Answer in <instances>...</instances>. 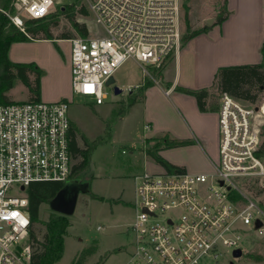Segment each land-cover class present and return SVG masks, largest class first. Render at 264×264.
Returning a JSON list of instances; mask_svg holds the SVG:
<instances>
[{"label": "built area", "instance_id": "1", "mask_svg": "<svg viewBox=\"0 0 264 264\" xmlns=\"http://www.w3.org/2000/svg\"><path fill=\"white\" fill-rule=\"evenodd\" d=\"M87 1L103 34L67 39L74 92L104 103L106 82L125 60L133 58L150 75L146 64L160 67L180 50L181 0ZM13 5L15 13L0 11L25 31V18H45L66 4ZM71 103L0 104V264H31L29 185L71 177ZM218 113L221 138L213 170L162 168L134 176V218L127 227L133 249L124 264H217L227 250H243L249 235H264V104H245L223 91Z\"/></svg>", "mask_w": 264, "mask_h": 264}, {"label": "rangeland", "instance_id": "2", "mask_svg": "<svg viewBox=\"0 0 264 264\" xmlns=\"http://www.w3.org/2000/svg\"><path fill=\"white\" fill-rule=\"evenodd\" d=\"M59 1L72 7H66L64 10L67 11L59 14L60 7L65 5L57 6L53 12L57 15L45 22V24L49 23L52 38H48L50 39L48 41L35 40L46 36L44 30H40L41 32L35 36L29 35L31 41L26 40L29 42L23 44V48H17V54L31 59L19 61L12 57L15 62L36 63L42 72L41 90L43 87L45 91L53 94L67 89L66 77L69 70L67 59L71 47L65 39L82 35L73 27L69 20L70 16L79 23L85 24L89 35L103 34V29L95 21L87 0ZM181 4V44L194 30L209 26L207 23L209 18H214L212 25H215L220 14L223 16L229 14L228 1L225 3L224 0H181ZM0 7L2 8L1 5ZM12 7L13 9L5 10L15 13L16 8L14 5ZM82 7H85L86 13L80 11ZM23 17L26 15L23 14ZM25 19V27H27L28 19ZM187 22H189V28ZM64 35L68 37L64 40H56L62 39L60 37H65ZM170 59L157 68L146 64L145 66L150 70L149 75L133 58H128L114 74L116 84L123 89L122 93L116 94L112 86H106L108 97L101 104H97L93 96L74 92L71 88L72 91L67 97L72 102L70 116L76 128L78 144L88 148L86 141H98V145L93 150L87 169L78 168L74 176L66 180V182L77 181L83 186L86 184L87 191L80 193L74 211L65 216V219L63 218L67 223L63 235L65 250L56 264L76 262L82 251L88 248L93 250L85 255L81 264L125 263L129 252L133 249V236L127 231V227L133 221L134 215V176L144 169L148 170L147 166L152 165L147 158L149 155L148 148H145L147 145H143V140H146L147 136L152 134H155V137L159 136L154 141L163 139L165 136L175 139L176 136L173 134H180L185 128L193 144L187 147H175L165 152L163 156L173 164L179 163L176 165L183 166L190 172L213 170L210 159L217 161L221 138L217 119L219 113L200 112L197 99L194 96L191 97L192 95L186 98L188 102L185 104L177 99L175 93L166 94L163 91L157 93L150 104L149 101L140 100L144 95L142 86L147 82L157 86L155 80L158 79L163 85L165 84L162 80V70ZM171 67L174 70L175 64ZM209 70L212 76H207ZM194 71L195 74L183 72L180 77L181 82H177L180 84L178 86L186 85L187 81H191L192 85L199 84L194 89L208 86L217 72L216 70L214 74L207 62L203 68H196ZM169 72L170 70L167 74ZM164 74L166 75L165 71ZM30 76L32 80L35 79V72L30 73ZM168 86L165 84L164 87L168 88ZM208 89L210 92L208 107H218L220 91L214 83ZM30 92L26 83L17 78L14 87L7 92V95L12 102L30 101ZM133 98L139 99L140 102L134 103L135 105L133 104V107L128 110L131 106L127 107V105ZM255 103L264 104V90L260 92ZM121 107H127L126 110L130 112L125 118H121L119 114ZM194 115L201 117L198 119L199 127L192 121ZM149 118L153 120V129L145 126V123L150 121ZM263 120L261 118L259 122ZM82 159L83 157L79 155L73 157V165L80 163ZM153 169L162 170L161 167ZM262 196L264 197V194ZM262 207L264 208V205ZM60 217L64 216L53 209L49 201L40 205L39 218L32 225V230L39 241H34L35 251L43 249L42 244L49 234L50 224ZM99 226L102 228H98ZM243 247L242 256L235 258L232 250H227L218 259L217 264H264V235H249L245 238Z\"/></svg>", "mask_w": 264, "mask_h": 264}, {"label": "trees", "instance_id": "3", "mask_svg": "<svg viewBox=\"0 0 264 264\" xmlns=\"http://www.w3.org/2000/svg\"><path fill=\"white\" fill-rule=\"evenodd\" d=\"M228 0H224L227 3ZM13 0H0V5L3 9L11 8L13 9ZM66 7H72V5H65L60 7L59 14L67 10ZM81 12L86 13L85 7L80 9ZM57 15V13H52L49 16L42 19H28L27 27L25 31H22L18 26H16L10 18L0 11V104L12 102L7 92L14 87L15 80L17 78L22 79L26 85L30 88V101L41 100V76L42 72L40 67L36 63H22L15 62L11 60L9 56V50L14 42L30 40L29 35L35 36L40 33V30H44L46 36L43 38H52V34L49 30V23L45 24L47 20L51 17ZM226 16L222 14L216 20L215 24H221L225 20ZM69 20L76 30H78L83 36L88 35L89 30L85 24H81L75 20L73 16H70ZM57 23V22H55ZM54 23V24H55ZM41 27H37V26ZM189 28V22H187ZM210 26H205L201 29L194 30L188 36L185 37L184 42L194 37L201 32H205ZM67 38L68 36L64 35ZM262 61L255 63H243V64H232V65H222L219 66L215 74L213 83L216 84L220 92L227 91L235 98L241 100L247 104H256L260 92L264 90V42L262 45ZM35 72V79H31L30 73ZM152 83L147 82L142 86L145 90ZM177 90L184 93L193 95L197 99L199 110L206 112L208 110H216L218 107H208V98L210 97V92L208 87H202L199 89H190L182 86H178ZM137 101L136 98L130 100L127 107L132 106ZM127 107H121L119 114L121 116L125 114ZM72 140L70 142V148L73 153V157L82 156L83 159L80 163L74 164L72 168L71 177L74 176L76 170L85 169L90 160L92 159L93 150L98 145V141L89 142L88 148L81 147L77 141L76 128L72 123L71 129ZM165 140V143L164 141ZM164 143L167 147H176L192 144L193 141L189 139L176 140L169 139H159L155 145L147 149V153L154 159V161L161 165L164 169L168 171H185V167L179 166L171 163L166 158H164L160 153L161 145ZM87 169V168H86ZM65 182L61 181H37L32 182L28 187L29 195V210L31 214L32 225L39 218L40 205L45 201H50L65 185ZM102 198V197H97ZM64 217H60L54 223L49 226V234L45 238V242L42 244L43 249L41 251H35L32 255L31 264H56L63 256L65 250V240L64 233L67 226L64 220L67 215L61 214ZM64 218V219H63ZM31 237L33 241L39 242L37 240L35 232L31 229ZM93 249L88 248L83 250L80 258L72 264H81L85 255L90 253Z\"/></svg>", "mask_w": 264, "mask_h": 264}, {"label": "crops", "instance_id": "4", "mask_svg": "<svg viewBox=\"0 0 264 264\" xmlns=\"http://www.w3.org/2000/svg\"><path fill=\"white\" fill-rule=\"evenodd\" d=\"M227 9L229 14H227L225 20L221 24L209 25L210 27L207 31L201 32L200 34L191 37L187 41L183 42V44L180 47V50L177 53H175L171 57V59L169 58L170 61L162 70V77H163L162 80L165 82L166 85L167 84L169 85L168 88L164 87L165 84L163 85V83L160 80L156 79L155 83L157 84V86H155V84L153 83L149 87H147L144 90V95L142 99L140 100H143V102L149 101L150 104L155 99L157 93L163 91L166 94H168L166 91H169V94L175 93L177 99H179L183 104H185L188 102L186 98L190 97L191 95L184 93L182 91L176 92L178 85H180L177 82H181L180 77L183 74V72L195 74L194 69L203 68L206 62L208 64V67L211 68L215 74L217 68H219V66L221 65L255 63L262 61L263 58L262 45L264 42V0H228ZM60 38L62 39H56V40L65 39L63 37ZM35 40L48 41L50 39L43 38V39H35ZM26 42L29 41H18L12 43L9 50V56L11 60L12 57L19 61H24V60L28 61L29 59H31L30 57H20L17 54V50H18L17 48H23L24 46L23 44H26ZM67 60L69 64L68 65L69 70H67V77H66L67 89L64 92H56L53 94V93H48L42 87L41 90L42 100L55 101L64 98L68 99L67 96H69V94L72 91L70 50ZM172 64H175L174 70L171 67ZM168 70H170V72L167 74ZM164 71L166 75L164 74ZM172 72L174 73L172 74ZM210 75L211 74L209 70L207 72V76ZM213 79H212V83H213ZM191 83H192L191 81H187L185 83L186 85H183L182 87L194 89L197 88L196 87L197 85H199V84L192 85ZM211 84L205 87H209ZM191 97H193V95ZM140 100L137 99L135 104L140 102ZM132 107L133 105L128 110H130ZM128 110H126L125 114H123L121 118H125L130 114ZM210 111L216 114L218 113V109L208 110L206 112H210ZM206 112H202V113H206ZM199 118L201 117L196 115L192 117V121L197 127H199L198 125L200 124L198 120ZM149 119L150 121L146 122L145 126L148 129H153V120L151 118ZM154 135L155 134L147 136L146 140H143V145L144 146L145 144L147 145L145 147L146 149L152 147L157 142L154 141V139L159 136L155 137ZM173 135L176 136L175 137L176 140L191 138L185 132V128L183 129V132H180V134H176V135L173 134ZM168 138L171 139L170 136H168ZM163 141L165 143V140ZM164 143L161 145L162 148L159 151V153L162 156L165 152H168L169 150L175 148V147H167L166 145H164ZM192 144L184 145V146H176V147H187ZM163 157L166 158L165 156ZM147 158L152 164L147 166V168H149L148 170L157 171L154 170L153 168L155 167L163 168L161 165L157 164L150 155H147Z\"/></svg>", "mask_w": 264, "mask_h": 264}, {"label": "water", "instance_id": "5", "mask_svg": "<svg viewBox=\"0 0 264 264\" xmlns=\"http://www.w3.org/2000/svg\"><path fill=\"white\" fill-rule=\"evenodd\" d=\"M214 18H209L207 23L212 25ZM107 86H112L116 94L122 93L123 89L116 84V78L114 75L110 76L106 82ZM86 184L80 186L77 181H67L64 187L49 201L50 205L61 214L69 215L71 214L77 204L79 195L83 191H87ZM24 189V186H22ZM262 223L257 222V225L260 226ZM235 258H238L243 255L242 249H235L233 252Z\"/></svg>", "mask_w": 264, "mask_h": 264}, {"label": "flooded vegetation", "instance_id": "6", "mask_svg": "<svg viewBox=\"0 0 264 264\" xmlns=\"http://www.w3.org/2000/svg\"><path fill=\"white\" fill-rule=\"evenodd\" d=\"M80 186H82L80 183H79Z\"/></svg>", "mask_w": 264, "mask_h": 264}]
</instances>
